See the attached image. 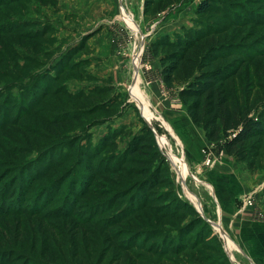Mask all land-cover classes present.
<instances>
[{
	"label": "rangeland",
	"instance_id": "rangeland-1",
	"mask_svg": "<svg viewBox=\"0 0 264 264\" xmlns=\"http://www.w3.org/2000/svg\"><path fill=\"white\" fill-rule=\"evenodd\" d=\"M202 1L0 0V264H264V136L243 146V161L225 149L234 132L207 140L179 100V86L162 83L159 56L150 46L161 36L173 38L215 20L198 13ZM212 1L221 7L222 2L246 4L264 14V0ZM224 34L226 40H264V22L229 26ZM260 56L242 64L227 83L233 102L253 106V116L264 108V51ZM106 85L112 90L105 98L113 96L117 108L110 117L99 110L81 121L46 124L63 110L90 102L80 94ZM95 119L100 122L86 127ZM146 120L157 134L151 129L154 137H144L145 145L131 153V140L142 137ZM191 126L206 144L196 150L197 159L186 142ZM57 135L72 138L70 143L81 139L70 151L65 143L56 145L47 157L66 155L60 160L64 165L26 193V161L40 158L45 151H38ZM103 140L110 147H101ZM87 147L93 148L90 155L99 154L88 178L80 165ZM68 153L71 163H64ZM72 163L74 194L69 196L67 180L61 195L53 193L38 208L41 191ZM144 170L158 172L160 181L149 189L147 201L122 219L127 192L134 194L149 176L142 177ZM85 184L87 193L80 197ZM15 192L18 202L9 204ZM119 193L126 194L123 200L87 220L58 214L71 210L85 218L91 205ZM184 203L206 222L192 233L184 230L197 220L192 212L174 213ZM37 208L39 215H32Z\"/></svg>",
	"mask_w": 264,
	"mask_h": 264
},
{
	"label": "trees",
	"instance_id": "trees-1",
	"mask_svg": "<svg viewBox=\"0 0 264 264\" xmlns=\"http://www.w3.org/2000/svg\"><path fill=\"white\" fill-rule=\"evenodd\" d=\"M148 1L149 0H145V5ZM222 6L223 7L219 6L218 2L214 3L212 0H203L198 6V13L201 14L202 17H204V15L215 17V20H209L208 22L207 20H203L198 24L200 28H186L184 32L176 34L173 38L167 35L161 36L155 39L150 46L153 53L159 56L162 83L167 87L179 86L178 98L185 106L187 115L192 124L201 128L207 140L211 142L218 141L223 134L226 135L230 132H234V135L227 139L225 149L228 154L243 161L247 155L242 149L243 146L253 139H259L264 136V108L253 116V106L246 103L233 102L232 93L227 83L229 79H232L239 73L242 64L250 62L255 56L262 57L260 55L264 51V40L261 37L252 41H244L242 39L235 40L233 38L226 40L224 31L229 26L237 28L238 26L263 25L264 14L254 12L251 8L247 7L246 4L241 3L226 5L222 2ZM32 36H36V34ZM228 57H235L236 63H220ZM110 90H112L111 86L106 85L102 88H96V90L89 93L88 96H83L79 93L80 96L78 98L85 99L91 97L90 102L77 109H72V107L67 108L62 111L63 115H56L55 118L46 121V124L50 125L49 123H54L56 127L58 122L63 119H66L65 121H69V123L78 120L81 121L82 118H85L90 113L99 110L106 113L105 117H107L106 115L110 117L117 109L114 108L115 98L113 96L105 98V95L109 93ZM93 95L99 98L95 100ZM261 107H264V102ZM98 122H100V120L96 119L87 122L86 127ZM141 129L142 137L138 135L131 140V147L129 149L131 153L134 152L132 149H138L145 145L146 140H144V142L142 141L144 137L145 139H149L151 136L154 137L153 131L147 124L144 123ZM143 132H145V135H143ZM63 137V135H57L49 138L47 143L51 144L45 149L38 151L39 153L45 151L43 154H40V158L43 157L41 160L38 158L36 160L26 161V193L33 188L35 182L40 181L43 177L50 176L54 170L64 165L60 160L66 155L55 161L52 157H47L50 153H53L56 145L65 143L70 151L76 147L81 139L79 137V139L77 138L72 143H70L72 138L68 141L58 140ZM102 143L103 145L101 147H110L111 144L110 141L105 140H103ZM92 149V147H87L84 149L85 154L80 156L82 161L80 165L84 166L86 169V175H84V173L83 175L87 178V172H92L91 162L98 159L99 155L97 154L98 150L90 155ZM71 155V153L67 154L68 158H65L64 163H71ZM153 157V159H155L156 155H153ZM161 160H164V158L162 157ZM30 161L31 163L28 165ZM73 163L65 172L54 177V181L56 179L58 181L50 183V190L46 188L41 191L42 193L39 200L43 202L40 203L38 208L40 206H46L47 203L52 200L53 193L61 195L62 186L67 180L69 181L67 192L70 194L69 196L74 194L77 186L75 187L74 181L71 180V175L75 171L73 170ZM39 165H42V167ZM96 165L101 167L100 164ZM103 169L105 168H100L97 171L102 172L101 170ZM141 172L142 177L145 175L149 176H145L142 178V181L138 182L134 189V194H130L132 193L131 191L127 192V194L129 193L130 195L128 199L129 203L126 204V208L120 216L129 214L136 210L141 204H144V202L147 201L149 189L160 181L158 172L156 171L155 173H151L147 170ZM89 176L91 178V174ZM5 186V184H2L1 187ZM88 186V184H85L83 188H80L77 195L82 197L87 193ZM1 190L2 188H0V191ZM124 195L126 194H113L107 203L103 202L102 199L99 200V202L94 203L87 209L89 215H86L85 218H82L81 214L78 215V212H75V216H72L73 213L71 210L59 211L58 214H60L61 217L65 216L68 218L77 216L75 220L78 222L83 219L87 220L91 215L101 214L106 209L115 206L118 201L123 200ZM10 196L11 199L8 202L9 204L18 202L17 198L19 197L17 192ZM183 205V207H174V213L178 212L179 209V211H184L186 213L192 212L191 214L195 216L194 219L198 220H194L193 223H189V225L185 226V231L192 233L194 228L206 224L192 205L188 203H184ZM38 208L33 211L32 215H39L40 211H38ZM188 209H190V212ZM193 209L195 212H193ZM31 212L32 211L26 208V215H30ZM161 215H163V213ZM124 217L125 216H122V219H124ZM200 236L201 233L197 237L199 238ZM36 264L43 263L36 262Z\"/></svg>",
	"mask_w": 264,
	"mask_h": 264
},
{
	"label": "crops",
	"instance_id": "crops-1",
	"mask_svg": "<svg viewBox=\"0 0 264 264\" xmlns=\"http://www.w3.org/2000/svg\"><path fill=\"white\" fill-rule=\"evenodd\" d=\"M193 128H194V126H191V127L187 128L189 137L187 138L186 142L188 143L187 144L188 146H191L193 148L191 153L194 152V154H195L194 158L197 159V157H196L197 153H198L197 151L199 150V148H201V147L203 148V146L206 145V144H205V141H204V135L203 134L201 135L200 133L195 132V130L193 131ZM195 133H196V135H195ZM217 227H220V225H217Z\"/></svg>",
	"mask_w": 264,
	"mask_h": 264
},
{
	"label": "water",
	"instance_id": "water-1",
	"mask_svg": "<svg viewBox=\"0 0 264 264\" xmlns=\"http://www.w3.org/2000/svg\"><path fill=\"white\" fill-rule=\"evenodd\" d=\"M146 123H147V125H148V126L154 131V133H155V135H156L157 133H156L154 127L152 126L151 122L146 120ZM224 248H225V247H224ZM225 250H226V252H227V254H228V250H227L226 248H225ZM228 256H229L230 260H232V258H231V256H230L229 254H228Z\"/></svg>",
	"mask_w": 264,
	"mask_h": 264
},
{
	"label": "built area",
	"instance_id": "built-area-1",
	"mask_svg": "<svg viewBox=\"0 0 264 264\" xmlns=\"http://www.w3.org/2000/svg\"><path fill=\"white\" fill-rule=\"evenodd\" d=\"M161 135H164L165 136V134H161ZM161 149H164L165 151H166V148L165 147H163V148H161ZM205 149V147H203V150ZM202 150V151H203ZM208 162H209V160H208Z\"/></svg>",
	"mask_w": 264,
	"mask_h": 264
}]
</instances>
